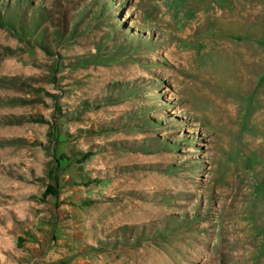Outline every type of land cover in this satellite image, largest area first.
I'll list each match as a JSON object with an SVG mask.
<instances>
[{"label":"rangeland","instance_id":"1","mask_svg":"<svg viewBox=\"0 0 264 264\" xmlns=\"http://www.w3.org/2000/svg\"><path fill=\"white\" fill-rule=\"evenodd\" d=\"M0 13V264H264V0Z\"/></svg>","mask_w":264,"mask_h":264},{"label":"trees","instance_id":"2","mask_svg":"<svg viewBox=\"0 0 264 264\" xmlns=\"http://www.w3.org/2000/svg\"><path fill=\"white\" fill-rule=\"evenodd\" d=\"M14 22H15V19L14 18H11V17H8V18L7 17H2V15L0 13V26L6 27L9 30H11L13 33H16L15 31H17V29L14 26ZM19 23H20V25H19L20 30H22L23 33H25L26 31H28L29 25L27 24V20L26 19L25 20H19ZM34 26H36V27L41 26V22L37 21V23H34ZM34 33H36V32L32 31L30 33V35H33ZM45 48H48L49 49V47H47V46H45ZM95 60H96V58H95V56H93L92 58H86V60H83V62H84L85 65H90V64H94L95 63ZM51 135H53V132L52 131H51ZM78 154H83V153L79 152ZM91 154L92 153H86V154L83 155V158H87ZM50 173L52 175H54V173H55V167H52L50 169ZM50 188H52V187H50ZM49 192H51V191L49 190Z\"/></svg>","mask_w":264,"mask_h":264}]
</instances>
